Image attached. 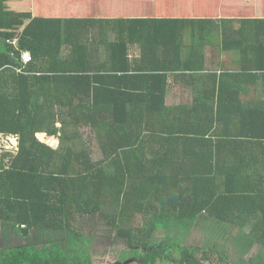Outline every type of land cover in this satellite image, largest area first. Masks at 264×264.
Returning <instances> with one entry per match:
<instances>
[{"label": "trees", "instance_id": "obj_1", "mask_svg": "<svg viewBox=\"0 0 264 264\" xmlns=\"http://www.w3.org/2000/svg\"><path fill=\"white\" fill-rule=\"evenodd\" d=\"M194 22L37 17L16 44L0 28V139L19 141L0 154V223L63 235L0 247V264H92L79 221L91 218L143 264H264V59L234 53L242 73L200 88L213 32ZM171 75L195 88L191 105L167 106ZM251 83L263 88L255 103ZM225 224L236 234L228 252L189 243ZM255 243L262 260L243 262L237 252Z\"/></svg>", "mask_w": 264, "mask_h": 264}, {"label": "crops", "instance_id": "obj_2", "mask_svg": "<svg viewBox=\"0 0 264 264\" xmlns=\"http://www.w3.org/2000/svg\"><path fill=\"white\" fill-rule=\"evenodd\" d=\"M2 12L8 17L7 22L10 24L0 25V28L3 36L5 34L7 40L14 44L26 26L37 17L110 21L183 19L195 20V25H200L198 21H203L213 32V37L211 36L205 47V62L208 64L204 67V72L201 74L197 72L195 75L202 79V83L198 85L200 88L206 82L210 83L214 76L220 78L222 73L239 75L242 73L239 72V58L234 53L246 49L252 58L258 59L261 56L264 59L258 48L264 46V0H0V14ZM19 18L23 24L18 22ZM2 20L5 19L0 17V21ZM190 27L191 23L185 26L187 29ZM212 43L214 48L207 47ZM225 45L233 47L234 50L226 52L227 48H223ZM140 54L141 50L134 46L130 52V59L138 60ZM23 55V65L26 64L25 56L27 59L30 56L32 61L30 51L24 52ZM101 58L103 60L105 57ZM169 82L171 84L168 89L167 106L172 109L191 105L195 88L183 87L172 75ZM261 83L256 85L251 83L249 87L250 95H253V90L256 92L251 98L252 103H255L254 100L258 101V96L263 95ZM256 250L260 253V248Z\"/></svg>", "mask_w": 264, "mask_h": 264}, {"label": "rangeland", "instance_id": "obj_3", "mask_svg": "<svg viewBox=\"0 0 264 264\" xmlns=\"http://www.w3.org/2000/svg\"><path fill=\"white\" fill-rule=\"evenodd\" d=\"M25 59L26 64H29L31 62V60L29 58L27 59L26 56ZM17 71L21 72L20 69H18ZM56 126H60L59 122H56ZM82 132H84V139H87L91 135L88 133V130L82 129ZM42 133H44V138H42ZM37 136L40 138V140L46 142L49 146L53 148H57L59 145L57 138L47 136L45 132H40L37 134ZM15 139V136L8 137V139L2 136L0 139V143L3 144V147L6 151L16 152L18 147L15 146ZM2 153H4L3 150L0 151V154ZM79 221L83 234L89 241H91L88 250L90 252V260L92 264H114L117 259L121 262L124 260V255L131 254V249L128 247L126 241L122 238H119L116 233H113L110 229H108L102 221H94V218ZM221 228L222 229L220 230L219 228L214 227V232H212L211 234L205 229H197L194 233H192L193 235H190L189 243L203 245L204 247L214 249V251L220 248L222 249V251L228 252L229 249H232L229 248V244L232 241V237L236 236V234L232 232V230L230 229L232 227L228 226V224L222 225ZM165 238L166 237L162 236L157 237V239L159 240H165ZM62 239L63 235L61 233H43L38 230H32L29 237H24L20 229L15 228L13 224H7L4 222H2V224L0 223V247L2 248L9 249L12 247H19L23 245L41 246L42 244H49V242H59ZM157 239H155L154 241L157 242ZM255 241L256 239L254 238V242ZM213 242L216 243L217 246L211 247ZM254 245L258 246H254L255 248L253 249L248 247L246 248V251L250 254L242 255L237 252V256H244L243 262H248L251 259H255L258 254L262 257L261 249H263V247L260 246V244L258 243H255ZM236 248L239 249V247ZM258 248H260V253H258V251L256 250ZM170 251L174 253L177 252L176 249L173 248ZM168 253L170 254L169 251ZM108 260L109 262H105ZM258 264H260V262H258Z\"/></svg>", "mask_w": 264, "mask_h": 264}, {"label": "water", "instance_id": "obj_4", "mask_svg": "<svg viewBox=\"0 0 264 264\" xmlns=\"http://www.w3.org/2000/svg\"><path fill=\"white\" fill-rule=\"evenodd\" d=\"M15 144L18 146V144H19V141H18V138L16 137V139H15ZM47 144V143H46ZM15 145V146H16ZM7 154H8V156H12L13 154H14V152L13 151H8L7 152ZM8 162H11L10 160L8 161ZM127 264H143L141 261H139V260H137V259H132V260H130L129 262H127Z\"/></svg>", "mask_w": 264, "mask_h": 264}, {"label": "flooded vegetation", "instance_id": "obj_5", "mask_svg": "<svg viewBox=\"0 0 264 264\" xmlns=\"http://www.w3.org/2000/svg\"><path fill=\"white\" fill-rule=\"evenodd\" d=\"M132 259H137V257L124 256V260L123 261L120 262V260L117 259L114 264H127V262H129ZM105 262H109V260L105 261ZM107 264H111V263H107Z\"/></svg>", "mask_w": 264, "mask_h": 264}, {"label": "clouds", "instance_id": "obj_6", "mask_svg": "<svg viewBox=\"0 0 264 264\" xmlns=\"http://www.w3.org/2000/svg\"><path fill=\"white\" fill-rule=\"evenodd\" d=\"M24 56V55H23ZM25 59V58H24ZM29 59H30V56H29ZM26 60V59H25ZM31 60V59H30ZM26 63V62H25ZM25 65H28V64H25ZM2 137V136H1ZM4 138H6V139H8V136L7 137H5V136H3ZM15 137H17V136H15ZM18 138V137H17ZM39 138V137H38ZM40 139V138H39ZM42 141V140H41ZM44 142V141H43ZM46 143V142H45ZM17 146V145H16ZM18 147V146H17ZM18 149V148H17ZM1 150H3V151H6L5 150V148L3 147V144L2 143H0V151ZM6 152H8V151H6ZM14 152V154H15V151H13ZM140 261V260H139Z\"/></svg>", "mask_w": 264, "mask_h": 264}]
</instances>
